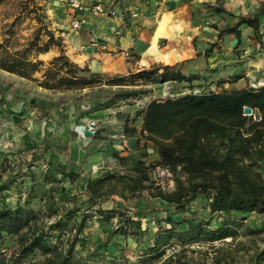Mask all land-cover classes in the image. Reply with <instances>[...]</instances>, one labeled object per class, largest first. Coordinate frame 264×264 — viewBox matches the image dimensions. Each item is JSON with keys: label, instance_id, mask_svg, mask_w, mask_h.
Wrapping results in <instances>:
<instances>
[{"label": "trees", "instance_id": "trees-1", "mask_svg": "<svg viewBox=\"0 0 264 264\" xmlns=\"http://www.w3.org/2000/svg\"><path fill=\"white\" fill-rule=\"evenodd\" d=\"M211 9L218 14L225 12L219 8ZM260 16H264V3L255 16L241 17L235 26L221 31L220 38L230 34L240 38L238 29L241 26L252 28L259 36ZM35 20L37 26L23 46L12 45L14 22L3 33L0 41L1 71L49 91L83 90L100 85L137 86L141 82L155 85L174 83L177 86L187 85L189 89L187 93L183 91L167 99L151 100L142 111L141 136L158 149L160 160L154 166L168 169L173 175L175 188L172 191L156 187L149 177L151 166L146 168L145 163L140 161L131 169L134 176L105 172L93 179L87 177L83 193L85 199L77 207L69 209L62 218L39 229L33 228L41 219L29 207L30 199L14 207L6 203L3 192L8 190L14 179H10L4 163L0 164V173H3V176L0 175V246L6 237L16 238L17 249L12 260L21 262L40 252L50 255L45 264H76L75 256L81 257L86 247L81 234L91 212L97 219L106 222L119 218L117 234L136 235L134 229L143 232V218L155 209L138 211L136 219L125 211L101 209L100 206L116 194L118 184H124L132 196L148 191L168 208L174 209L173 214L156 222L152 241L137 261L122 264H173L172 258H165L174 242L188 246L235 238L240 224L246 222L251 214H264V178L260 173L264 164V86L220 91L207 86L198 89L192 85L197 80L196 76H186L178 66L170 65H159L151 70L105 80L89 77L85 68H80L65 54L62 38L55 35L49 23L43 24L36 17ZM215 46L213 44L206 54ZM51 50H57L58 54L47 61L39 59ZM195 90L200 93H195ZM145 94L141 90L120 91L113 97L112 103L139 100ZM246 107L253 110V115L244 113ZM256 114L260 116L259 120H255ZM124 133L134 135L136 130L126 125ZM41 148L42 154L50 150L46 146ZM141 156L146 157L147 154L142 153ZM60 174L61 178L72 180L74 177L71 172L61 171ZM200 196L208 200L213 219L176 220L175 216L189 212ZM77 198L63 191L50 196L45 202L48 216L56 214L60 204ZM77 214H80L78 221L74 220ZM148 232V229L144 231ZM67 234L70 239L66 240L65 248L64 244L57 246L61 236ZM99 247L105 248L104 245ZM255 264H264V251L257 256Z\"/></svg>", "mask_w": 264, "mask_h": 264}, {"label": "crops", "instance_id": "crops-1", "mask_svg": "<svg viewBox=\"0 0 264 264\" xmlns=\"http://www.w3.org/2000/svg\"><path fill=\"white\" fill-rule=\"evenodd\" d=\"M58 1L62 2L60 10H48L47 21L55 35L62 38L65 54L80 68H85L89 77L105 80L129 76L163 64L178 66L186 76H196L193 86L219 91L264 86V16H260L259 36L252 28L241 26L240 38L236 34L220 38L221 29L211 28L206 23V17L213 14L208 13L207 8L215 6L217 0H97L103 9L98 15L85 9L73 10L68 7V0ZM244 1L250 4L233 11L238 17L247 13L250 14L246 17L255 16L264 3V0ZM224 8H228V3ZM76 19H83L85 23L74 31L71 22ZM217 19H220L219 14L212 23ZM238 20L229 23L230 26ZM213 44L216 46L206 54ZM57 54V50H51L39 59L47 61ZM133 88L140 87L100 85L69 91L37 87L45 92V120L51 116L57 129L56 132L55 127L45 128V145L58 147L57 157L53 158L55 164L62 171L74 174L72 180L68 178V186L79 182L80 189L75 193L79 203L85 199L87 177L93 179L105 172L129 175L140 161L147 168L160 160L158 149L143 140L140 133L145 107L138 104L126 109V101L112 103L118 92ZM26 102L22 99L19 104L12 103L15 112L12 114L27 117L30 108ZM90 124L94 125L91 136L84 138L74 132L78 126H84L86 131ZM126 125L136 133L125 134ZM50 138L52 143L47 142ZM48 153L52 156V149ZM142 153L147 156L142 157ZM63 192L74 194L65 186ZM157 199L163 203L160 198L154 201ZM123 206L120 198L112 197L100 207L124 211ZM126 213L136 219V213Z\"/></svg>", "mask_w": 264, "mask_h": 264}, {"label": "rangeland", "instance_id": "rangeland-1", "mask_svg": "<svg viewBox=\"0 0 264 264\" xmlns=\"http://www.w3.org/2000/svg\"><path fill=\"white\" fill-rule=\"evenodd\" d=\"M61 3L58 0H0V41L3 38V33L14 22L15 35L12 39V45L23 46L31 38L37 26L35 17L36 19H41L43 24H48V10L56 9L59 11ZM215 3V6L207 8L208 13L213 14L206 17V23H209L208 26L211 28L221 29L220 31L233 27L229 23H234L233 21L236 18L240 19L250 14L247 13L245 16L241 14L238 17L233 12L238 11L240 7L244 9L245 5L250 4V2L248 3L244 0H217ZM226 3H228L227 9L224 8ZM260 4L261 2H259ZM211 8H219L225 11L219 14L220 19H217L215 24L212 21H214L218 13ZM155 67L145 68L144 70H151ZM14 76L0 70V88L2 90L0 94V164L4 163L5 169L9 170L10 179H14L8 190L3 192V195L6 203L12 207L23 205L25 201L30 199L29 207L36 211L41 219L37 226L33 225V228L37 227L40 229L46 227L50 222H54L59 217L62 218L69 209L79 205L78 198L74 201L60 204L56 214L52 213L48 216L45 204L48 198L52 195H59L63 191L64 186L68 191L70 189L73 191V197H77L75 193L80 189V185L79 182H75L71 183L72 186L69 187L67 183L69 181L68 177L61 178L60 172L62 170L53 160V158L57 157L55 153L58 152V147L49 148L53 151L52 156L48 152L42 154L40 151L43 149L41 147L46 146L45 128L55 127L57 132L56 124L53 123L51 116H48L47 120H45V92L38 90L33 82L22 81L17 79V76ZM152 85L155 84L141 82L137 85L140 88L126 91L141 90L145 92L146 94L142 98L148 97L149 99L143 100L139 106L145 107L151 100L167 99L171 95L176 96L183 91L187 93V89H189L186 88L187 85L164 86L161 89L154 88ZM196 87L198 89L201 88V86ZM142 98L126 101V106H128L126 109L138 105L137 102L142 100ZM22 99L27 101V107L30 108V110L27 109V113L30 114H27V117H16L15 114H12L15 113L12 111V103L19 104ZM25 131H27V134ZM74 132H76V127ZM77 134L83 137L82 133ZM48 136L51 137L50 134ZM47 142L52 143L53 140L50 138ZM260 173L264 178V164L260 168ZM0 175L3 176V173H0ZM134 175L135 173L133 172L129 174V176ZM149 177L156 187L165 191H172L175 188L173 175L172 177L162 176L158 172V167L154 165L150 168ZM115 192L116 194L112 197H118L124 202L122 209L125 212L136 213L149 208L157 209L148 213L147 218H151L150 221H146L145 219L147 218L142 221L143 232H138L137 229H134L133 232L136 235L134 237L128 235L125 238L122 237L123 235L116 233L119 218L106 222L97 219L96 216L89 213L88 215H91V217L85 222V228L81 234V237L85 239L86 247L81 257L75 256L74 262L76 264L83 262L87 264L134 263L148 243H151V236L157 229L156 222L174 213V209L168 208L165 203L159 202L158 199L154 201L153 195L148 191L137 192L132 196L126 190L124 184H118ZM155 212L157 213L155 214ZM79 218L80 214H77L74 220L78 221ZM175 218L176 220L191 218L203 221L213 219L209 211L208 200L202 196L191 205L189 212L178 214ZM72 223L70 224L72 225ZM146 229L150 231L147 233L148 235L144 234ZM60 239L57 246L62 247L64 244L65 248L66 240L70 239V236L68 234L63 235ZM99 245H104L105 248H101ZM96 247H99L98 251L94 256H91ZM16 249V238L6 237L0 246V264H45L50 257V255L36 252L21 262H15L12 257ZM262 251H264V214L253 213L246 222L240 224L238 235L235 238L215 243L200 242L188 246H182L174 242L173 246L167 250L165 259L172 258L173 264H255L257 256Z\"/></svg>", "mask_w": 264, "mask_h": 264}, {"label": "built area", "instance_id": "built-area-1", "mask_svg": "<svg viewBox=\"0 0 264 264\" xmlns=\"http://www.w3.org/2000/svg\"><path fill=\"white\" fill-rule=\"evenodd\" d=\"M67 5L69 8H71L73 10H80V9L88 10L92 15H98V14H101L103 12L101 4L97 0H68ZM84 23H85V21L83 19L73 20L71 22V28L74 31H77L80 29V27ZM173 85H174V83H164V84H158L155 88L161 89L164 86H173ZM194 92L200 93L199 90H195ZM148 99H149L148 97H144V98H142V100L138 101L137 103L139 105H141L143 100L146 101ZM158 172L162 176L172 177V174L170 173V171L168 169L158 167Z\"/></svg>", "mask_w": 264, "mask_h": 264}, {"label": "water", "instance_id": "water-1", "mask_svg": "<svg viewBox=\"0 0 264 264\" xmlns=\"http://www.w3.org/2000/svg\"><path fill=\"white\" fill-rule=\"evenodd\" d=\"M244 113L246 115H250L251 116V115H253V110L251 108H249V107H246L244 109ZM254 117H255V120H259L260 119V116L258 114L254 115ZM93 128H94V125L90 124L89 125V129L84 131L85 130L84 126H78V132L83 133V137L86 138V137H89V136H91L93 134V132L91 131V129H93Z\"/></svg>", "mask_w": 264, "mask_h": 264}, {"label": "bare ground", "instance_id": "bare-ground-1", "mask_svg": "<svg viewBox=\"0 0 264 264\" xmlns=\"http://www.w3.org/2000/svg\"><path fill=\"white\" fill-rule=\"evenodd\" d=\"M84 131H85V130H84ZM76 132H77V133H80V132H78V127L76 128Z\"/></svg>", "mask_w": 264, "mask_h": 264}]
</instances>
